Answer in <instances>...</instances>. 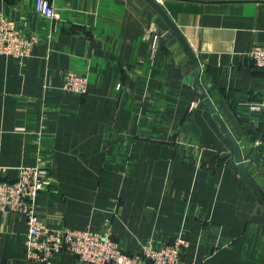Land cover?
<instances>
[{
    "label": "crops",
    "instance_id": "0c3cea01",
    "mask_svg": "<svg viewBox=\"0 0 264 264\" xmlns=\"http://www.w3.org/2000/svg\"><path fill=\"white\" fill-rule=\"evenodd\" d=\"M0 0V13L40 37L19 64L0 54L1 178L38 155L49 161L35 198L46 228L100 231L111 222L128 253L150 238L181 236L185 262L264 264V70L247 53L264 44V0H156L200 68L199 84L257 185L192 85L194 66L144 0ZM155 35L161 36L152 49ZM86 78V94L62 90ZM26 221L0 212V264L27 260ZM45 264H84L70 252Z\"/></svg>",
    "mask_w": 264,
    "mask_h": 264
},
{
    "label": "built area",
    "instance_id": "2783aa9c",
    "mask_svg": "<svg viewBox=\"0 0 264 264\" xmlns=\"http://www.w3.org/2000/svg\"><path fill=\"white\" fill-rule=\"evenodd\" d=\"M33 11L46 20L56 17L55 8L48 0H35ZM159 37H153V50ZM39 41V36L26 35L13 20L0 13L1 55L11 56L22 65ZM247 56L254 68L264 70V44L253 45ZM86 87V78L81 74H65L62 87L65 92L83 97ZM248 109L255 113L264 112V98L249 104ZM49 170L48 158L38 155L34 165L18 168V176L13 183L0 180V212H18L25 218L27 260L45 264L55 254L66 251L76 255L84 264H197L182 259L187 242L178 235L169 241L150 238L139 243L137 252L128 253L114 239L109 220L100 231L46 228L37 214L35 198L47 188ZM2 172L4 169L0 168V174Z\"/></svg>",
    "mask_w": 264,
    "mask_h": 264
},
{
    "label": "water",
    "instance_id": "95a60500",
    "mask_svg": "<svg viewBox=\"0 0 264 264\" xmlns=\"http://www.w3.org/2000/svg\"><path fill=\"white\" fill-rule=\"evenodd\" d=\"M166 23L178 43L180 44L181 48L187 55L188 59L194 66V75L192 80L193 88L195 89L197 95L199 96L200 100L205 104V106L208 109V112L210 113L211 117L215 121L216 125L220 129L222 135L224 136L225 140L228 142L229 146L232 149L233 156L235 159V162L237 164L238 172L242 180L253 190L256 191L258 189L255 182L252 180V178L248 175L244 164L243 159L241 156V152L239 147L237 146L236 142L233 140L231 135L229 134L226 126L222 122L221 118L217 114L216 110L208 100L205 92L201 88L199 84V74H200V68L197 63V60L195 59V56L193 55L192 51L190 50L189 46L187 45L186 41L184 40L181 32L176 28V26L171 22V20L168 18V16L165 14V12L161 9V7L156 3V0H144ZM1 181L13 183L14 181H9L6 178H1Z\"/></svg>",
    "mask_w": 264,
    "mask_h": 264
}]
</instances>
